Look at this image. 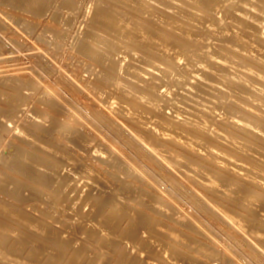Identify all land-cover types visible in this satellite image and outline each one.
Masks as SVG:
<instances>
[{
	"label": "rangeland",
	"instance_id": "1",
	"mask_svg": "<svg viewBox=\"0 0 264 264\" xmlns=\"http://www.w3.org/2000/svg\"><path fill=\"white\" fill-rule=\"evenodd\" d=\"M62 1L63 0H53V1L38 0L39 11L37 14L33 12H28L23 9L21 10L20 7L16 8L11 5L0 2V80H2L0 81V90L3 88L9 89V87L6 88L7 86L4 85L5 81H3V79L9 78L14 82H17L21 86L22 93L24 95L23 100L25 99L24 101L22 100L23 102H21L22 106L20 107H22V109L19 115H17V117L13 115L2 117L3 119L1 121L4 122L3 124L4 128L3 131L0 132V158H3L2 156H4V158H9L11 157L10 155L19 152L20 150H22V148H25L26 144L23 138H25V136L28 135L31 137V139L38 141L42 146L49 145V147H54L58 150L63 151L70 159V161H73L71 162L72 165L69 164L70 161L68 159L67 160L63 159L62 157L64 156L60 154L62 156L61 158L65 162L62 160L63 163L62 162L59 163L58 160H56L53 157H50V155L48 156L46 154L45 156V153L42 154L39 153V151L33 149L32 151L38 154L40 157L42 158L44 157L46 162L50 161L51 163L56 164V166L59 165L61 167L60 169L58 166L59 171L63 170L61 171V173L59 172L58 174H56V176L53 178L54 183L52 182V184L49 186V187L52 186L51 187L52 189L48 190V187L45 188L44 186H42L41 188H44L46 192L42 194L43 197L36 195L37 192H35L34 190L32 191V189L24 186H23L24 188L22 187L23 189L20 190L19 196L17 198L12 197L13 195L11 192L8 193V191H4L6 193H3L0 191V203L8 204L11 207H13L15 210L20 212V216H19L20 219L24 220V218L21 217L24 214L27 215L29 218H32L33 220L41 222V224L43 223L44 225H52L53 227H57V228L61 227L60 228L61 230L64 229L65 231H62L61 236H64L66 234V236L63 237L66 240L68 239L67 241H64L65 245L63 243L53 244L55 240L51 239L53 241L52 242L49 241V239H47L46 237H40L36 235L25 226H20L21 222L19 220L13 221L11 218L9 219L6 216L5 218L4 216L0 215V221L4 220L2 221L3 223H8L11 227V231L13 232L12 233L10 231L12 234L11 233L8 234L7 236L8 239L6 238H4L6 240H4L3 238L1 239L2 243L5 246L4 247L5 250H8V246L10 245L11 241L13 242L15 240L16 236L18 237V235L19 236L21 235L20 237H23L25 234L24 238L27 240L28 244H26V248L28 250L26 248L24 249V251L26 252L23 253L22 255L23 257L25 254H28L27 252L30 249L33 248V244L31 242L35 241L33 240V238H36L40 240V242L43 239L44 241H42V243H44L45 246L46 245L48 247L55 246L54 248H56L57 246V248L60 249V251L62 250L61 252L63 254H60V260L57 261L55 264H77V262L78 264H115V262L119 261L118 260L119 257L117 256L120 254V251L122 249V247L119 248L121 245H119L118 248L117 246H115L116 250L114 251V248L107 247L108 242H106V244L104 242L105 245L103 244L102 236L101 237L98 236V238L96 239V236L95 238H93L91 237V234L89 233H88L89 235L85 234L87 233L86 231L89 224L84 225L85 221L82 220L81 218L82 216L85 217L88 215H89L88 217L90 218V214L92 212L89 213V209L91 205H95L93 200H95L96 196L101 195L102 197L104 195L100 193L105 192V195L102 198L109 196L107 195V193L111 194L114 192L116 194V197L118 196L120 198L121 197L123 198V196L129 191L128 196L133 192L130 195L131 197L130 196L127 197L125 195L126 197L123 199L124 204L123 205L120 204L117 207L119 211L117 214H119V220H120L119 222L121 226L118 227L119 224L116 225L115 227H117V231L116 229L114 231H116V234L118 236V233L120 231L121 232L123 231L120 230L121 227L125 228L124 225L125 224L127 225L129 223V222L126 223L128 220L130 221L129 219L130 217H128V215L125 214L127 213V211L134 213V210L139 209L140 212L142 211V214L145 215L143 216L144 219H146L145 217H147L146 219V221L148 222L147 225L145 226L146 221L144 220L145 222L143 223L144 226H142L139 229V231H137V233L139 232L138 234L139 236L137 235L139 242L143 240V242H141L143 243L142 246L148 243L147 246L142 247L143 249L140 247L135 248L133 246L131 249V247L129 246L130 248L127 249L126 252L127 255L129 253L128 257L130 258L129 259L130 261H134V259L136 258L134 261L135 264L137 263L141 264L142 262H143L142 264H197V263L224 264L226 263L225 262L226 258L233 260L236 264H264L263 261L264 251L261 250V248L258 245L256 246L257 243H255V241H253V239L250 238L247 234L245 235V233L242 232L241 230V227L246 225L245 221L238 223L239 226H237L235 224H232V222H230L232 220H229V218L227 220L226 219L227 216L224 215L223 212L219 211L220 209L217 210L218 208L217 206L213 209V207L215 206L214 202L217 203V201L218 202L220 200L222 201V197L219 194L216 195L215 192L210 193V191L206 189L207 185H209L211 181V178H209L206 175L205 176L199 175V173L197 172H199L200 169L195 168L194 165L189 166V164H186L185 166L181 161L178 160L175 161L173 160L172 162V160H169L167 156L165 157L159 151H155L153 148L155 147L156 144L152 143V141H150L149 138L146 137L144 139L139 138L137 134L138 127L136 126V124H134L135 126H133L131 123H129V121H127L126 123L125 120L127 119H124V116L122 115V113L130 114V115L133 114V111L128 105V101L131 102L130 99L133 98V100L136 99L139 100L140 103L142 102L141 103L142 105L148 106L151 109L154 108L153 110L154 113L160 114V112H163L166 116L169 117V120L171 121L174 120L177 116V121H179V119H182L184 115L186 116L187 114H183L182 117V114L178 112L175 113L174 111L176 110V108L171 103L176 101V99L180 100V97H182L181 95H183V97H186L185 105H187V113H188L187 116L191 115V113L196 112L195 110L196 105H194L193 102H191L192 98L190 99V97H194V96H192L191 93L190 94L188 93L187 87L185 86L178 88L175 87L172 88V90L167 89L175 82V79L173 78L171 79L169 77V74L165 73L163 69L169 64H171L173 61L168 58H165L163 61L162 60L159 61L156 58L157 56L155 55L154 51L150 50L149 47L147 46L139 47L136 44H132V45L129 44L130 47L133 48L132 50L124 45V48H122V50L120 49V51L118 52L119 54L118 56H120L119 58L124 59L123 61L124 65L127 66L133 61H135L138 66L139 75L144 76L145 73L148 72L149 74L146 75L147 81L152 82V80L156 78L162 80V82L159 83V85L156 87V91L158 94L166 93L168 95L167 98L171 100L170 101L171 105L169 104L168 106L165 105L161 108H155L150 102V100L147 98V96L144 94H140L136 92L132 93L130 90H125V89L119 90L109 85L100 83L98 79L100 76L99 63L94 58V55L86 48H84V44L81 42V39L83 38L81 37L83 36V34H85V31L87 32L88 29L91 30L93 33L95 32L94 34L96 37L97 47L102 49L103 53L107 54L112 52L111 44L113 42L119 43L116 40L117 39L120 40L122 38V35H120L122 32H120V30L118 29L117 31L116 29L106 30L104 26H101L91 20L92 17L91 15L94 11L91 9V6L93 2L95 4L96 1L71 0L70 4L72 5L70 4L65 5L63 6V9L62 7H60L62 5ZM231 1L233 0H224V2L221 3V6H219L221 9L216 11L218 17H221L222 15L225 14L224 6H227L231 8L234 13H236L234 14L233 19L230 21V24H228V27L231 29V34L229 36H226L225 38L222 37L225 42L224 45L226 46V48L233 47L234 46L233 37L236 35H240L244 32V29L242 28L243 22H241L240 17L245 18L246 14L242 16L241 12L235 11L236 8L238 7L245 8L246 6H248L246 5L248 0H244L241 3L236 2L235 5L229 6ZM252 1H250V3H252ZM107 2H109V0ZM116 2L119 1L115 0L113 3L116 6L120 5L121 8H119L120 6H117L118 7L117 8L114 5L115 8L122 9L123 11H124L123 8L125 9L128 8V6L126 8L125 5H122L123 2L121 3V1L119 3ZM254 2L253 4L258 6L257 11L260 8L258 14H260L259 17L263 18L262 22L264 24V13H263L264 4L262 5L261 4L262 2L260 0L257 1L254 0ZM152 3H158L159 5L162 6L164 0H152ZM218 3H219L218 0H211L210 2V4H218ZM214 6L215 5H209V7H214ZM261 6H263L262 7L263 12L261 11ZM65 7H68L67 10L65 9ZM183 7L186 8V10L188 9L187 6H183ZM92 8H94V6ZM128 9L131 10L133 8L131 9L128 8ZM122 10L120 11L123 13ZM129 10H126V13L129 14L128 12ZM260 11L262 13H260ZM131 12L129 14V17L130 15H132L133 17L134 14V18H135L136 13L137 15H140V13L138 14V12H135L134 9ZM147 18L150 22L153 20L152 15H150V17ZM182 18L188 21V19H190V15L183 14ZM212 24L208 20H205V18L201 19V29L199 30V32H202L200 34L203 35L208 30H212L214 36L213 37L214 43L218 45V43H220L218 40L221 37V33L219 30L220 28L215 26L214 22H212ZM162 25L164 28H169L167 22H162ZM135 26H137V24H135ZM262 32H264V30ZM87 33L84 36L86 38H87ZM263 40H264V34H263ZM198 43L199 41H196L193 44L197 45ZM242 53L244 54L245 52L242 51ZM259 56L261 57L262 54H260ZM184 62L185 59H182L180 61L182 65L184 64ZM215 62L217 66L216 68L211 69L210 71L211 74L227 76V78L230 77L232 79H235L236 73L232 69L226 66L223 57H221L220 55H215ZM246 67L241 68L239 70L241 75H245V73L247 72ZM186 69L187 66L184 65L183 70ZM191 70L194 71L195 69L192 68ZM195 74L197 73H193L194 76ZM196 78L197 77L195 76L192 80L191 77L188 78L186 76L181 78V80L184 82L192 81V83H194V80ZM207 82L210 83V81ZM232 86L236 87L237 84L235 83ZM12 91L13 90L11 89L8 92L11 93ZM208 92H210V90H208ZM174 98L175 100H173ZM203 98L206 99L204 100L202 99L203 100L202 102L208 103L209 105L210 97L208 98L209 101L206 95H203ZM120 101L123 103H121ZM119 102L121 103L122 106L120 105ZM213 102L216 104L219 103V105L221 106L224 103L222 102L221 97L215 98ZM124 103L127 104L126 107L125 105L123 106ZM0 106H1L0 108H2L3 106L1 101H0ZM8 108L9 107H7L6 109ZM184 110H186V108ZM120 115L123 118L120 117ZM179 116L181 117L178 119ZM152 118L153 117H151V119ZM151 119L148 122H143L139 120V122L141 123V127L147 132L150 131L151 136L154 137V135L155 136L157 135L158 137L156 138L161 139L162 137L159 134L161 131L159 129L161 128L162 122L157 119H152V120ZM177 121L175 120L174 122ZM207 121L209 122L205 124V127L207 126L206 129L208 130V133L205 130L203 131L205 132L203 133L205 137L206 135L209 134V132L213 133V131H216L218 127L217 125L218 121L215 122V120L213 119H209ZM34 122L41 124L37 125ZM5 126L7 127V129L5 128ZM238 126H244L247 131L253 132V129L251 127V121L246 120V118L244 117L241 116L239 117L238 121L235 124V127ZM172 129L173 130L171 129L170 130L174 131L175 133L172 132L169 134V136L172 137L173 135H175L174 138H177L176 137L177 133L175 131L176 129L175 130L174 128ZM169 131H167V133H169ZM153 132L156 134H154ZM76 133L77 134L80 133V134L76 136L77 135ZM252 135L253 134H251L250 136ZM223 140L224 142H226L227 145H229L230 143L229 139L223 138ZM174 143L175 142L170 143L172 146H170L169 144L168 146L170 148L171 147L178 148L179 152L182 155H187L186 151L184 152V150H181L180 144L177 145L175 143L176 144L175 146ZM28 148L29 147L27 145V148L25 149ZM200 149L201 152L204 151V154L202 153V155L209 154V152H207L209 151V149L206 146L205 148H200ZM152 150H154L157 153H155L154 151L152 152ZM109 153L110 155H112V158L114 157L115 160L117 158L119 162L124 161L123 163L121 162L120 163L123 165L122 167L125 170H120L119 167H116V165L118 166L119 162H115L116 163L115 164L109 162L110 160L109 161L107 160L108 161L107 162L106 159H103L105 156H108ZM62 164L64 167L61 166ZM68 165L72 166L73 168L71 167V169L69 170ZM3 167L4 168H1L2 172H5L7 176L9 175L8 173L11 174L12 171L9 169V165L8 167L7 165ZM83 167L85 168V170ZM230 167L233 170L237 171L240 175L243 176L246 175L245 177L249 176L245 173V171H243L241 163L239 161L237 162L230 160ZM8 170H10L11 172ZM44 171L45 170L41 167V169L34 170L32 172V175L34 176L35 179L42 180L44 178ZM201 171H202V167H201ZM130 172L132 176L129 175ZM16 175L19 176V174ZM127 176L128 177L130 176L131 178L130 177L128 178ZM61 178H63L64 180ZM55 179H57V181H55ZM91 180L99 183L98 188L100 189H101L100 186L102 185L104 188H102L101 190H106V191L103 192L98 191L100 190V189L98 190L96 189L98 184H93L96 182H93ZM257 180L259 181V179ZM55 182H56V187L54 185ZM59 182L62 184V186ZM87 182H90V184L89 183L88 185L85 184L86 187H84V183ZM259 182L264 184V181H259ZM36 183H34V185H36ZM59 184L62 188L59 187ZM92 185H94V187L96 185V187L93 188ZM198 185H202L201 187L203 189L200 188V186ZM57 187L60 188L59 190L57 189L58 192L60 191L59 193L57 192L58 196L55 192ZM64 187H66V189ZM90 187H92L96 191L92 190L88 192V190L92 189ZM70 189L73 191H71ZM53 190L55 192V195ZM61 190L64 193H62ZM94 191L95 192L98 191V193L100 192L99 193L100 195L98 193H97L98 195L97 194L95 195ZM142 191H144L143 193L149 191L147 192L149 193L147 202L145 201L147 197L146 195L147 193L140 194V192ZM206 191L208 192L209 196H206L208 195ZM44 194L47 196H45ZM91 195H93L91 197L92 199L89 198ZM215 195L217 196V198ZM44 196L47 197L48 199L45 200ZM210 196L216 198V199L214 198L212 199V201H214L212 202L213 204H211L208 200H206L208 198L211 199L212 197ZM38 197L39 199H41V201L39 199L37 200ZM58 197H59V201H56ZM61 197L64 200L67 199L66 200L67 202H65ZM79 197H82L81 200H79L80 199ZM49 198H52L50 199L51 207L50 206L47 207V205L50 204V201L49 203L46 202L49 200ZM218 198H220V200ZM70 199L73 201H71ZM82 199H84V202L88 205H85V203L81 202L83 201ZM60 200H63L65 203L63 201H61L62 202L61 203ZM201 200L204 204L201 202ZM38 201H40V203ZM54 201L56 202V204ZM142 201L143 202L145 201L144 202L145 204L147 203L148 208L151 205L152 206L150 208L155 207L156 209L157 208L160 209L161 207V210L162 209L163 211L165 210L164 212H167L166 214L168 216L172 215L173 218L172 220L174 221L168 219L165 213L164 214L166 215V217L159 216L157 213L155 214V211L153 209H150L149 212L148 208L146 209V207L144 208V206H142L143 205ZM163 201L165 204L163 203ZM37 202L38 205H42V208L44 207L42 210L45 212L43 211L41 212L40 210L37 209L38 207ZM57 202L58 203L60 202L58 206H57ZM78 202L81 204H79ZM253 202L255 204L254 207L257 206L256 208H254L257 209L255 211H259L260 207H262L260 211L257 212V214L259 216L260 214L261 216H264L263 213L264 199H261L260 201L258 200L257 202L256 201ZM255 202L257 203V205ZM82 203L85 205V207L82 206ZM89 203L91 204L89 205ZM153 204L156 206H154ZM166 204L168 208L166 207ZM233 204L235 205L233 201L226 203L227 206H229L230 208L232 207L234 209L237 206L234 207ZM33 205H35L36 208ZM66 206H70V208L69 207L66 208ZM87 206L89 207V209ZM71 207H73L72 212L74 209H76L74 211L75 215L73 214V216L71 215L72 212H70ZM83 207L85 208L84 209L85 211L88 210L87 211L88 215L83 210ZM101 207L102 209L104 208V210L100 209L99 212L101 214L98 213V216H96L98 218L99 217L102 218V219L97 218L98 221L103 220L104 217L107 216V214L112 209H114L111 203L110 205L109 203L108 205L104 204ZM47 208L51 210L49 211L47 210ZM53 208L55 211L52 210ZM64 208H66V210L62 211ZM78 208H80L81 210L79 211ZM108 208L111 209L109 210ZM105 210L108 212L107 214L106 213L103 214L104 212H106ZM124 210L126 212H124ZM121 212L125 216H123ZM144 212H146V214ZM76 214L77 216L80 214L79 217H77ZM102 214L105 216H102ZM120 214L123 217H121ZM126 215L128 218L126 217ZM74 216H76L77 218ZM71 217H74L75 219ZM68 219L69 221H67ZM79 220L80 223H78ZM90 220L91 219H89V223L90 225H92L91 223L93 221ZM15 221H17V223ZM64 221H67L68 224L64 223ZM76 221L78 222L76 223ZM82 221H84V223ZM177 221H180L181 223L183 222V225L185 227L181 228L183 225L179 224L180 222ZM81 222L83 223V225ZM62 224L64 227L62 226ZM76 224L78 225L79 228L76 227L77 226ZM148 224L149 227L152 228L153 226V228H155V229L152 228V230L155 231L157 229L159 230V232L156 231L151 233L152 231L149 230L150 229L149 227H147ZM80 225H82V227H80ZM69 226L71 228H68ZM189 228L190 229L193 228V229L190 230ZM178 229L180 231H176ZM100 230L98 229V231L101 233L103 230L102 231ZM148 230L150 231L151 234L149 233ZM17 231H19V233ZM175 231L178 232L179 234L175 233ZM194 231L197 232L195 233ZM20 232L23 234H21ZM17 233L18 235H16ZM174 233L175 235H173ZM104 234L105 231L104 233L102 232V235ZM120 234L121 233H119V235ZM153 234L156 235L154 236ZM27 235L29 236V242H28V238L26 237ZM69 235L71 237H69ZM30 236L31 237L34 236V237L31 239ZM72 236L74 237V239L76 237V239L79 240L72 239L73 238ZM140 237H142V240H140ZM155 237L159 238V240L162 241V243L170 242L171 245L176 246L177 248L175 250L182 251L183 256H180L178 260L177 258L175 259V257L169 252V250L166 249L164 250L162 248L163 246L160 245L159 243L157 244L158 246L160 245L161 248H159L158 246L155 247L152 246L155 245L152 244L154 243V241H156ZM100 241L102 242L103 246L101 244L99 245ZM121 243L123 244V242ZM66 245H68V248ZM82 245L84 246L81 247ZM250 245H254L253 248H251ZM206 247H208L209 249L208 248L206 249ZM255 247L258 250H253L255 249ZM64 248H66L65 250L68 249L66 254L64 252ZM77 248L84 250L85 253L84 251H81V256L79 254H74L75 249ZM104 248L106 250H104ZM155 248L156 250H154ZM110 249H112V251H109L108 253L107 251ZM117 249L119 252H116ZM113 251L114 254L112 253ZM162 251L165 252L168 251V252L165 253ZM213 251L215 252V254L218 253L217 254L218 256H216L213 253ZM259 251H261L263 254ZM17 253L20 254L19 252ZM138 253H140V255H138L139 257L136 256ZM64 254L65 256L63 259ZM111 255H113L114 257ZM210 255L211 256L214 255L213 258ZM43 257L44 259L46 258L47 260H50L51 258L46 253L44 256L42 255V257H40L41 259L39 258L41 261L40 260L38 261L37 257L32 258L30 256V259H35V258L37 259V260L35 259V262L33 263H36L37 261L39 262L38 264L48 263L49 261L47 262L45 260H42ZM109 257H111L110 258L111 261H109ZM27 258L29 259V256ZM68 258L69 259L73 258L75 262H71V260H69ZM207 260L209 263L207 262ZM1 262L2 259H0V264H3ZM122 264H127V263H122Z\"/></svg>",
	"mask_w": 264,
	"mask_h": 264
},
{
	"label": "bare ground",
	"instance_id": "2",
	"mask_svg": "<svg viewBox=\"0 0 264 264\" xmlns=\"http://www.w3.org/2000/svg\"><path fill=\"white\" fill-rule=\"evenodd\" d=\"M47 1H53V0H47ZM94 1H96L95 4L93 2L94 5L92 4V6H91V9L94 10L92 15H91L92 16L91 20L93 22L101 25V26H104L106 28V30H108V29L109 30L116 29V31H117V29L120 30V32H122L120 35H122V38H123V39L121 38L122 40L121 39L120 40L115 39L119 43L113 42L111 44L112 52L105 54V53H103V50L98 48L96 45V37L94 34L95 32L93 33L91 30L88 29L87 30L88 33L85 31V34L87 33V38L84 37L85 34H83V36L81 37V38H83V39H81V42L84 44V48H86L88 51H90L94 55V58L99 63L100 76L98 79H99L100 83L109 85V86L116 88V89H119V90L125 89V90H130L132 93L136 92V93L144 94L147 96V98L150 100V102L152 103V105L155 108H161L165 105L168 106L171 103L170 102L171 100L167 98L168 95L166 93L158 94L156 91V87L159 85V83L162 82V80H160L159 78H156V79L152 80V82L147 81L146 75H148L149 73L146 72L144 76L139 75L138 74V71H139L138 66H137V63L135 61H133L132 63H130L129 65L126 66L123 64L124 59L119 58L120 56H118L119 55L118 52L120 51V49L122 50V48H124V45L132 50L133 48L130 47L129 44H131V45L136 44L139 47L140 46L141 47H145V46L149 47L150 50L154 51L155 55L157 56L156 58L159 61L160 60L163 61L165 58L171 59L173 61L171 64H169L168 66H166L163 69V71L165 73L169 74V77L171 79L172 78L175 79V82L167 88L168 90L169 89L172 90V88H175V87L178 88V87H184L185 86L188 88V93L189 94L191 93V95L194 96V97H190V99L192 98L191 102H193V104L196 105V108H195L196 112L191 113V115H189V116H187L188 115L187 105H185L186 97H183V95H181L182 97H180V100L176 99V101L171 103L176 108V110L174 111L175 113L178 112V113L182 114V117H183V114H187L186 116L184 115V117L182 119H179L181 117V116H179L178 117L179 121H177L176 115H174V116H176V118L171 121V120H169V117L166 116L163 112H160V114H156L153 111L154 108L151 109L148 106L142 105L141 104L142 102L140 103L139 100H136V99L133 100V98H132V99H130L131 102H129L128 100L127 101H128V105L130 106L131 110L133 111V114L130 115V114H125V113L121 112L122 115L124 116V119H127V120H125L126 123H127V121H129V123H131L133 126H135L134 124H136V126L138 127V133L137 134H138L139 138H142V139H144L145 137L149 138L150 141H152V143L156 144L155 147L153 148L155 151H159L165 157L167 156V158H169V160H172V162H173V160L174 161L178 160V161H181L183 163V165H185V166H186V164H189V166L194 165L195 168L200 169V171L197 172V173H199V175H203V176L206 175L209 178H211V181H210L209 185H207L206 189H208L210 191V193L215 192L216 195L219 194L222 197V201L220 200V198H218V199L221 202L217 201V203H215L214 201H212L213 198L214 199L217 198L216 195H215L216 198L213 196H210L212 198L211 199L208 198L206 200H208L211 204H213L212 202H214L215 206L213 205L214 206L213 209L217 206L218 207L217 210L220 209L219 211L223 212V214L227 216V217L225 216L227 220H228V218H229V220H232V221H230V222H232V224L239 226L238 223L245 221L246 225L241 227L242 232H244L245 235L247 234L250 238H252L253 241H255V243H257L256 246L258 245L261 248V250L264 251V216H261L260 213H259L260 216L257 214V212H259L262 207H260V209H259V206H258L259 211H255L257 209H254V208H256L257 206L254 207L255 204L253 202V201L257 202L258 200L260 201L261 199H264V184L259 182V181H264V59H263L264 57H262V56H264V40H263L264 32H262L264 30V24L262 22L263 18L259 17L260 14H258V11L260 10V8L257 11L258 6L254 5L255 4L254 0L253 1L248 0L246 3V5H248L249 7H252V8H249L248 6H246L248 8H246V7L245 8H239V7L236 8L235 11L241 12L242 16L244 14H246L245 18L240 17L241 22H243L242 28L244 29V32L240 35H236L233 37V40H234V46L233 47H230V48L227 47L226 48V46L224 45L225 42H224L223 38H225L226 36H229L231 34V29L228 27V24H230V21L233 19L234 14H236V13H234L231 8L224 6L225 14L222 15L221 17H218V15L216 14V11L221 9L219 6H221V3H223L224 0H218L219 1L218 4H210L211 0H164V3L162 6L159 5L158 3H152V0H116L119 2L121 1V3L123 2L122 5H125L126 8L128 6V8H130V9L133 8L135 10V12H138V14L140 13V15H137V13H136L135 18H134V14H133V17H132V15H130V17H129V14L131 11H133V9H131V10H129L128 8L125 9V8H123V6H122V8L124 9V11L122 9H117L118 8L117 6H120V5L116 6L113 3L115 0H109V2H107L108 0H94ZM243 1L244 0H233V1H231L229 6L235 5L236 2L241 3ZM250 1H252V3H250ZM260 1L262 2L261 4L263 5L264 0H260ZM0 2H3L4 4L11 5V6L16 7V8L20 7L21 10L23 9V10H26L28 12H33L35 14H37L39 11L38 0H0ZM70 2H71V0H63L62 5L60 7H62V9H63V6L70 4ZM119 2H116V3H119ZM253 2H254V4H253ZM70 5H72V4H70ZM114 5L117 8H115ZM209 5H215V6L209 7ZM93 6H94V8H92ZM183 6H187L188 9L186 10V8H184ZM68 7H65V9L67 10ZM262 7L263 6H261V11H262ZM119 8H121V6ZM120 10H122L123 13ZM126 10H129L128 11L129 14L126 13ZM261 11H260V13H262L264 11V8H263V11L262 12ZM124 12H125V14H124ZM183 14L190 15V19H188V21L184 20L182 18ZM150 15L153 16V20L151 22L147 18V17H150ZM204 18H205V20H208L211 24H212V22H214L215 26L220 28L219 30L221 33V37L218 40L220 42V43H218V45H216V43H214V38H213L214 36H213L212 30H208L203 35L200 34V33H202V32H199V30L201 29V19H204ZM162 22H167L169 28H164L162 25ZM134 23L137 24V26H135ZM196 41H199V43L197 45L193 44ZM242 51H244L245 53L243 54ZM260 54H262L261 57L259 56ZM215 55H220L221 57L224 58L226 66L228 68L232 69L236 73L235 79H232L230 77L227 78V76L213 75L210 73L211 69H214L217 66V64L215 62ZM182 59H185V62L183 65L180 63V61ZM184 65L187 66L186 70H183ZM244 67H246L247 72L245 73V75H241L239 70L241 68H244ZM192 68L195 70L194 71L191 70ZM193 73H197V74H195V76L197 78L194 80V83H192V81H189L188 79L187 80L190 83L184 82L181 80V78L186 77V76L188 78L191 77L193 80V78L195 77L193 75ZM197 75H199V76H197ZM0 81H2V80H0ZM3 81H5V84L4 83L3 84L7 86L6 88L9 87V89H4L3 85H2L3 89L0 90V101L3 104L2 108H0V132L3 131V128H4V126H3L4 122L1 121L3 119L2 117L8 116V115H13V116L17 117V115H19V113L21 112V109H22V107H20V106H22L21 102H23L25 100V99L23 100L24 95L22 93V88L17 82H14L13 80H11L9 78L3 79ZM207 81H210V83ZM235 83L237 84V86L233 87L232 85ZM10 88L13 90L12 91L13 93L8 92L9 90H11ZM184 89H186V88H184ZM208 90H210V92H212V93L208 92ZM191 95H189V96H191ZM203 95H206L207 99L210 97V101L208 99L209 105H208V103L202 102L204 99H206V98H203ZM220 97L222 98V102H224L222 106L219 105V103L216 104L213 102L215 100V98H220ZM173 100H175V98ZM208 101H206V102H208ZM121 103H123V102H121ZM121 103H120V105H121ZM173 103H175V104H173ZM188 103H189V101H188ZM5 105H7V106H5ZM124 105L126 107L127 104L124 103L123 106ZM7 107H9V108L6 109ZM185 108H186V110H184ZM151 112L154 114H152ZM240 116L246 118V120L251 121V127L253 129V132L247 131L244 126L235 127V124L238 121ZM120 117H122V116L120 115ZM151 117H153L152 119H157V120H160L162 122L161 128L159 129L161 131L159 133L162 137L161 139L156 138V137H158L157 135L156 136L154 135V137L151 136L150 131L147 132L146 130H144L141 127V123L139 122V120H141L143 122H148V121H150ZM5 119H6V117H5ZM209 119H213V120H215V122L218 121V124H217L218 127H217L216 131H213V133L209 132V134L206 135V137H205L203 134L205 132H203V131L205 130L208 133V130L206 129L207 126L205 127V124L209 122V121H207ZM175 120L177 122H174ZM34 123L37 125L41 124V123L38 124L37 122H34ZM5 128L7 129L6 126H5ZM172 128H174V130L176 129L175 130L177 133L176 137L178 139L174 138L175 135H173L172 137L169 136L170 133H172V132L175 133L174 131H171V130H173ZM214 130H215V128H214ZM167 131H169V133H167ZM153 133H152V135H153ZM79 134H77L76 136H78ZM154 134H156V133H154ZM251 134H253V135L250 136ZM223 138L230 140L229 145H227L226 142H224ZM23 139H24L25 144H26L25 148H27V145H28V147H29L28 149L22 148V150H20L19 152L10 155L11 157H9V158H4V156H2L3 158H0V165H1V167H0V191L3 193H6L4 191H8V193L11 192L13 195L12 197L17 198L19 196L20 190L23 189L24 187H27V188L32 189V191L34 190L35 192H37L36 195L43 197L42 194L46 193V192H45L44 188H41V187L42 186H44L45 188L48 187V190L52 189L51 188L52 186L51 187H49V186L52 184V182L54 180L53 178L56 176V174H58L59 172L61 173V171H63V170L59 171V169H58L59 165L56 166V164L51 163L50 161H48L50 163L46 162L44 157L43 158L40 157L38 154H36L32 150L35 149V150L39 151V153H42V154L45 153V156H46V154L48 156L50 155V157H53L56 160H58L59 163L62 162L63 159H66V160L68 159L69 161H70V159L67 157V155L63 151L58 150L54 147H49V145L42 146L38 141L31 139V137L28 135H26L25 138H23ZM173 142H175L177 145L180 144L181 150H184V152L186 151L187 155H182L179 152L178 148H173V147L170 148L168 146V144L170 146H172L170 143H173ZM176 144H175V146H176ZM181 145H182V147H181ZM205 146L209 149V151H207V152H209V154L202 155V153L204 154V151L201 152L200 148H205ZM176 149H178V150H176ZM154 150H152V152ZM155 153H157V152H155ZM60 154H62L64 157H62ZM103 159H106V161L110 160L109 162H111V163L119 162V160L117 158H116V160L114 159V157L112 158V155H110V153L108 156H105ZM230 160L237 161V162L239 161L241 163L243 171H245V173L249 176L245 177L246 175L245 176L240 175L237 171L233 170L230 167ZM69 161H66V162H69ZM71 162H73V161H70L69 164H71ZM120 162L118 163V166L116 165V167H119L120 170H125L122 167L123 165L121 164L124 161L121 163ZM6 165H7V167L9 165V169L12 171L11 172L10 170H8L11 172V174L8 173L9 174L8 176H7V174H5V172H2V170H1V168H4L3 166H6ZM61 166L64 167L63 164ZM68 166H69V170H70L72 166H70V165H68ZM200 166L202 167V171H201ZM41 167L45 170L44 171V178L42 180H37L32 175V172L34 170L41 169ZM187 167H188V165H187ZM59 168L61 169L60 166H59ZM84 170H85V168H84ZM16 174H19V176H17ZM129 175L132 176L131 172ZM87 177H88V175H87ZM61 179H63V178H61ZM257 179H259V181ZM58 180H59V178H58ZM55 181H57V179H55ZM67 181H69V180H67ZM91 181H93V180H91ZM93 182H96V181H93ZM34 183H36V185H34ZM88 183L90 184V182L84 183V187H86L85 184L88 185ZM60 184H59V187L62 186V184H61V186H60ZM93 184H98L97 187H96V185H95V187L97 190L100 189V188H98L99 183L96 182ZM54 185L56 187V182ZM130 185H131V183H130ZM198 186H200V188H202L201 187L202 185H198ZM92 187L95 188L94 185H92ZM92 187H90V188H92ZM100 187H101V189L104 188L102 185ZM64 188L66 189V187H64ZM93 188L90 190L87 189L88 192L95 190ZM57 189L59 190L60 188L57 187L56 191H55L57 196H58V193L60 191L58 192ZM101 189L98 191H101V192L106 191V190H101ZM54 190H53V192H54ZM71 191H73V190H71ZM98 191L95 192V195L98 193ZM144 191L140 192V194H146L147 192H149V191H146V193H143ZM55 192H54V195H55ZM61 192H62V190H61ZM128 192L125 194L127 197H129L133 193L132 192L128 196V194H129ZM51 193H52V190H51ZM62 193H64V192H62ZM100 194L105 195V192L100 193ZM148 194L149 193L146 194L147 195L146 200H145L146 202H147ZM207 194H208V192H207ZM66 195H67V193H66ZM104 195L102 197H104ZM107 195H109V196H107L108 198L105 197L107 199L102 198L101 195L96 196L95 200H93L95 205H91L90 209L87 206L89 209V213L92 212L90 214V218L88 217L89 215L87 214L88 210L87 211L84 210L85 205H88V204H86L84 202V199H82L83 201H81V202L85 203V205L82 203V206H84L83 210L86 212V214L88 216L83 217L81 215L82 216L81 219L85 221V223H84V221H82L84 223V225L89 224L87 227V231H86L87 233H85V234L89 233V234H91V237H93V238H95V236H96V239L98 238V236H100V237L102 236L103 237V240H102L103 244H104V242H105V244H106V242H108L107 247L114 248V251L116 250L115 246H117V248H118V246L121 245L119 248L122 247V249L120 251V254L117 256V257H119L118 258L119 261L115 262V264H122V263L135 264L134 261L136 258L134 259V261H130L129 260L130 258L128 257L129 253L127 255L126 252H127V249H129L130 247L132 249V246L135 248H138V247L142 248L144 246H147L148 243H146V242H145L146 245L142 246V244H143V243H141V242H143L142 237H140V240H142L140 242L137 238V235L139 234V232L137 233V231H139V229L142 226H144L143 223H145L144 220L146 221L147 217H145L146 219H144L143 216H145V215L142 214V211L140 212L139 209L134 210V213H132L130 211H129L130 212L129 213L127 211V213H125V214H127L128 217H130L129 218L130 221L128 220L126 222V223L129 222V223L127 225L126 224L124 225L125 228L121 227L120 230H123V231L122 232L120 231L119 233H121V234L119 235V233H118V236H117V234H116L117 227H115V226L118 224H119L118 227L121 226L120 222H119L120 221L119 220V214H117L119 212L117 207L120 204H122V205L124 204L123 199L126 196L124 195L123 198L122 197L120 198L118 196L116 197L115 192L111 193V194L107 193ZM10 196H11V194H10ZM45 196H47V195H45ZM45 196H44V198H45V200H47L48 198ZM92 196L93 195H91L89 198L92 199L91 198ZM206 196H209V194ZM52 198H54V197H52ZM52 198H49V200L46 202L49 203L50 199H52ZM79 198H80L79 200H81L82 197H79ZM38 199H39V197L37 198V200ZM55 199H53V200H55ZM144 199H145V197H144ZM149 199H151V198H149ZM39 200L41 201V199H39ZM63 200H60V202ZM66 200H64V201L67 202ZM40 201H38V202L40 203ZM56 201H59V197ZM71 201H73V200H71ZM231 201H233L235 203V205L233 204V206L234 207L237 206L236 207L237 209L236 208L233 209L232 207L230 208L229 206L226 205L227 202H231ZM38 202H37V205H38ZM144 202H143V205L141 203L140 204L142 206H144V208L146 207V209H147L148 208L147 203L145 204ZM156 202H157V200H156ZM201 202H202V200H201ZM203 202H204V199H203ZM59 203L57 202V206ZM91 203H93V202H91ZM91 203H89V205ZM108 203H109V205L111 203V205L113 206L114 209H112L109 213L107 212L108 210L106 209L107 211L105 210L106 212H104L103 214L108 213L107 216L102 214V216H105L104 219L101 221L100 220L98 221L99 218L100 219H102V218L101 217L98 218L96 216H98V213H100L99 212L100 209L104 210V208L102 209L101 206H103L104 204L108 205ZM163 203H164V201H163ZM46 204H45V206H46ZM55 204H56V202H55ZM79 204H81V203H79ZM205 204H206V202H205ZM258 204H260V203H258ZM50 205H51V201H50V204L47 205V207H49ZM228 205H230V204H228ZM256 205H257V203H256ZM33 206L36 208L35 205H33ZM92 206H94V207H92ZM154 206H156V205H154ZM63 207H65V206H63ZM67 207L70 208V206H66V208ZM77 207H79V206H77ZM150 207L148 208L149 212H150V209H153L155 211V214L157 213L159 216H165L166 217L167 212H164L165 210L163 211V209L161 210V207H160V209H158V208L156 209L155 207H152V208H150ZM163 207H164V205H163ZM166 207L168 208L167 204H166ZM43 208H42V205H38V207H37V209L40 210L41 212L43 211L42 210ZM66 208H64L62 211H65ZM72 209H73V207H71L70 212H72ZM78 209H79V211L81 210L80 208H78ZM47 210H49V209L47 208ZM52 210H54V208ZM75 210L76 209L73 210V212L71 214L72 216H73ZM43 212H45V211H43ZM52 212H50V213H52ZM124 212H126V211L124 210ZM54 213H56V212H54ZM144 213L146 214V212H144ZM263 213H262V215H263ZM77 214H76V216H77ZM214 214H215V212H214ZM0 215L4 216V217L6 216L9 219L11 218L13 221L19 220L21 222L20 226H25L31 232L35 233L36 235H38L40 237H46L47 239H49V241H52L51 239L57 241V242L52 241L53 244L54 243L55 244L56 243H58V244L63 243L64 244L65 243L64 241L68 240V239L66 240L65 238H63L66 236V234L64 232L63 233L65 235L61 236L62 231H65L64 229L61 230L60 229L61 227L57 228V227H53L52 225H44L43 223L41 224V222L33 220L32 218H29L27 215H24V214L21 216L22 218H24V220L20 219V217H19L20 212H18L17 210H15L13 207H11L8 204L0 203ZM79 215L77 217H79ZM122 215L125 216L123 213H122ZM122 215H121V217H123ZM127 215H126V217H127ZM76 216H74V217H76ZM74 217H71V218H74ZM167 218L170 220L173 219L172 215L171 216L167 215ZM89 219H91L90 221H93L91 223L92 225H90ZM80 220H79V222L76 221V223L77 222L80 223ZM2 221H4V220H2ZM2 221H0V259H2L1 263H3V264H38L39 263L38 261L41 259L40 257H42V255L44 256L46 253L49 255V257H51L50 260H47L46 258L44 259V257L42 260H45L47 262L48 261L51 262V263L48 262L49 264H52V263L55 264L57 261L60 260V254H63L61 252L62 250L60 251V249H58L57 246H56V248H54L55 246L52 247L51 245H50L51 247H48L47 245L45 246V244L42 243V241H44L43 239L40 242V240L33 238L34 236L33 237L30 236L31 239L33 238V240H35V241L32 240L33 242H31L33 244V248H32L33 251H32V249H30L31 248L30 247L29 248L30 250L27 252L28 254H25L23 257L22 256L23 253L26 252V251H24V249L26 248V244H28V243H27V240L24 238L25 234H24V236L22 235L23 237H20L21 235L20 236L18 235L19 231H17L18 233L16 234V235H18V237L16 236L15 240L13 242L11 241L10 245L8 244L9 245L8 250H5V248H4L5 246L2 243L1 239L2 238L8 239L7 236L12 231H11L10 225L8 223H3ZM67 221H69V219ZM67 221H64V223H67ZM172 221H174V220H172ZM15 222L17 223V221H15ZM177 222H180V221H177ZM177 222H176V224H177ZM61 223H59V224H61ZM83 223H82V225H83ZM93 223H94V225H93ZM147 223L148 222L146 221L145 226L147 225ZM63 224H62V226H63ZM179 224L183 225V222L182 223L180 222ZM226 224H228V223H226ZM82 225H80V227H82ZM76 227H78V225ZM147 227H149V224ZM183 227H185V226L183 225L181 228H183ZM68 228H71V227L69 226ZM83 228H82V230H83ZM85 228H86V226H85ZM149 228L148 229L152 231L151 233L156 232V231L159 232V230H157V229L155 231L152 230L153 226H152V228L151 227H149ZM98 229L99 230L101 229L100 231L103 230L102 231L103 233L105 231V234L102 235V232L100 233L98 231ZM115 229H116V231H114ZM153 229H155V228H153ZM191 229H193V228H191ZM141 230H143V229H141ZM176 231H180V230L178 229ZM176 231H175V233H178ZM67 232H68V230H67ZM80 232H81V230H80ZM82 233H83V231H82ZM149 233H150V231H149ZM175 233L173 235H175ZM21 234H23V233H21ZM45 234H46V236H45ZM13 235H15V234H13ZM92 235H94V236H92ZM157 236H158V233H157ZM201 236H203V235H201ZM26 237L28 238V242H29V236L27 235ZM69 237H71V236L69 235ZM76 237H75V239H76ZM6 239H4V240H6ZM31 239H30V241H31ZM72 239H74V237ZM146 239H148V238H146ZM155 239H156V241H154V243H152L155 245H152V246H154V247L158 246L157 243H159L160 245L163 246L162 248L164 250L165 249L169 250V252L175 257V259L176 258L178 259L180 256H183L182 251H176L175 249L177 247L174 245H171L170 242L169 243L168 242L162 243V241H160L159 238L155 237ZM76 240H79V239H76ZM184 241H185V239H184ZM100 242H99V245L101 244L103 246L102 242L101 243ZM121 242H123V244ZM74 243H75V241H74ZM32 244H31V246H32ZM76 244H77V242H76ZM160 245L158 246L159 248H161ZM29 246H30V244H29ZM66 246L68 248V245H66ZM83 246L84 245H82L81 247H83ZM253 246L254 245H250L251 248H253ZM72 247H73V245H72ZM97 247H98V245H97ZM75 248H76V246H75ZM207 248L208 247H206V249ZM65 249L66 248H64V252L66 254L68 249L67 250H65ZM69 249H70V247H69ZM93 249H94V247H93ZM98 249H100V248H98ZM97 250H96V252H97ZM104 250H106V249L104 248ZM154 250H156V248ZM253 250H258V249H256V247H255V249H253ZM81 251H84V250L77 248V249H75L74 254H79L81 256ZM109 251H112V249L108 250L107 252L109 253ZM114 251L112 252L113 254H114ZM15 252H16V254H15ZM17 252H19L20 254H18ZM116 252H119L118 249ZM131 252H133V251H131ZM162 252H165V251H162ZM167 252H165V253H167ZM259 252H261V251H259ZM84 253H85V251H84ZM213 253L215 254L214 251H213ZM65 254L63 255V259H64ZM135 254H136V252H135ZM217 254H215V255L218 256ZM82 255H84V254H82ZM138 255H140V253H138L136 256L139 257ZM28 256H29V259L27 258ZM30 256L32 258L37 257L38 261L36 263H33V262H35L36 258L30 259ZM38 256H40V257H38ZM111 256H113V255H111ZM213 256H211V257L213 258ZM117 257H116V260H117ZM47 258H48V256H47ZM110 258L111 257H109V261H111ZM127 258H128V260H127ZM133 258H134V255H133ZM69 260H71V262H75L73 260V258L72 259L70 258ZM45 261H44V263H45ZM263 261H264V259H263ZM207 262H208V260H207ZM225 262L226 263H224V264H236L233 260H230L227 258L225 259ZM48 263H46V264H48ZM77 264H78V262H77Z\"/></svg>",
	"mask_w": 264,
	"mask_h": 264
}]
</instances>
